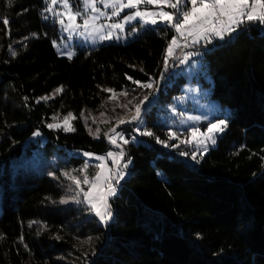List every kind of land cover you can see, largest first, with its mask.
<instances>
[{
    "label": "trees",
    "instance_id": "16d2710c",
    "mask_svg": "<svg viewBox=\"0 0 264 264\" xmlns=\"http://www.w3.org/2000/svg\"><path fill=\"white\" fill-rule=\"evenodd\" d=\"M44 7L43 0H0V20L10 21L8 29L0 22V264H264V25L244 24L202 47L212 98L229 117L199 163L194 146L180 143L188 133L168 140L158 106L145 127L154 136L133 141L130 129L117 128L130 140L122 148L131 162L105 225L86 204L60 203L77 191L62 173L82 179L87 161L72 153L112 149L104 133L154 93L133 81L161 75L174 31L148 28L126 45L81 48L69 60L53 47L57 26L44 20ZM160 95L157 105L166 102L164 88ZM68 112L76 131L46 126ZM97 127L99 139L88 132ZM95 171L88 165L89 176Z\"/></svg>",
    "mask_w": 264,
    "mask_h": 264
},
{
    "label": "snow or ice",
    "instance_id": "6c2138e0",
    "mask_svg": "<svg viewBox=\"0 0 264 264\" xmlns=\"http://www.w3.org/2000/svg\"><path fill=\"white\" fill-rule=\"evenodd\" d=\"M103 6V9H111L110 13L102 10L101 7L97 6V3ZM45 7L43 13H50L55 17V23L60 26L61 34H67V37L61 43L64 46V51H61V46L58 45L56 40L52 41L53 47L57 48V52L60 55H66L69 60L73 58L75 53L70 48V41L74 35L79 36H92L98 37L99 41L111 40L113 38L119 39L120 36L114 37V30L123 32L125 24L131 23L134 20H139L141 25L151 24L157 25L158 23L166 24L169 28L173 29L176 33L169 40L164 53V67L165 70L168 68L169 60L174 56L177 48L181 47V40L184 42V47H190L199 44L202 40L211 43L212 39L219 38L223 40L225 35H231L236 32L237 29L245 23H259L264 25V0H83V12L79 9L74 10L70 0H43ZM11 4V0H9ZM60 5L62 10H57L55 6ZM141 5L156 6L158 11L151 10H140ZM170 8L172 11H165L164 8ZM125 9L134 10L128 15L123 16L120 20L100 24L98 21L101 18H105L106 21H112L115 17H120L121 12ZM44 19H48V16H43ZM82 19V22H78ZM8 29L10 21L8 18L0 20ZM82 30V31H81ZM136 28L132 29L135 33ZM9 34V32H6ZM27 39V37L25 38ZM11 55L15 57L17 55L15 50H12L11 45L9 46ZM195 53H185L184 59L180 62L184 63L189 57ZM143 71V69H140ZM132 79V77H128ZM140 87L152 88V82L141 83L140 81H133ZM97 87H100L99 85ZM55 93H61L63 86L57 87ZM102 91L112 93L109 99H114L116 93L111 88H104ZM121 95H127L122 93ZM50 97H42L41 99H48ZM27 99V98H25ZM39 102V101H37ZM131 103V101H129ZM123 108H128V105H122ZM152 107V102L149 101V96L145 95L134 106V113L130 118L121 117L117 121V126L111 128L108 132L104 133L105 137L108 138L109 143L120 149L118 152L108 151L105 155H95L93 153L85 152L84 156L92 158L93 156L98 163L95 171L91 176L87 174L88 164L85 163L84 167L80 172H84L83 178L81 179L79 174L72 175L70 172L65 171L62 175L70 180L75 185L76 194L72 199L77 203L82 201L76 199V197L83 194V202H86L96 217L99 218L102 224H107L112 217L111 206L109 204V198L116 194V186L119 181L126 175L125 169L131 162L128 160L121 166V161L125 157L122 145L118 143V139L123 142L124 145L130 143L129 139H126L124 134L117 131V127L123 124H135L136 127L133 129L134 132L144 136H154L151 130L145 128L141 131V127L144 125L145 115L149 112ZM103 115V113H101ZM83 116V113H81ZM57 117H53L56 120ZM77 119L72 112H68L62 119L57 123H49L46 126L49 129H59L64 132H74L76 129L73 127L71 121ZM195 119L199 120V117ZM95 122V121H93ZM228 126L227 119H217L214 122H209L205 130L201 131L198 127H192L189 130V137L181 140L180 143L186 145L196 144L199 149H203V152L208 150L209 144L214 145L216 143V135L222 133ZM87 127V124H86ZM89 135H93L94 138L99 139L100 129L97 127L95 133L91 128H88ZM33 137L40 136L39 130L33 132ZM135 140V137L132 138ZM158 144H162L165 147H179V145H169L167 140H161L159 137H155ZM179 139V136L175 132L168 133V140ZM182 156H188L189 153L186 151L180 152ZM202 155V153H201ZM191 159L199 163L197 159V152L191 153ZM107 160H111L112 165L116 168L113 171L112 167H108L105 163ZM115 181V182H113ZM87 185V191L82 187ZM69 201L67 199H61V204H66ZM36 223V222H32ZM29 224V227L32 226ZM59 237H57L58 239ZM0 239H3V235L0 234ZM23 241V236L20 237Z\"/></svg>",
    "mask_w": 264,
    "mask_h": 264
},
{
    "label": "rangeland",
    "instance_id": "374dc122",
    "mask_svg": "<svg viewBox=\"0 0 264 264\" xmlns=\"http://www.w3.org/2000/svg\"><path fill=\"white\" fill-rule=\"evenodd\" d=\"M70 3L72 4L74 10L79 9L80 11L83 12V0H70ZM97 6L101 7L102 10H104L105 12L110 13L111 11V9H103V6L99 4V2L97 3ZM55 7L57 10H62L60 5H57ZM140 10L158 11L159 9L156 6L141 5ZM164 10L172 11V9L167 8V7H165ZM132 11L134 10L125 9L123 12H121L120 17H115L113 18L112 21H106L105 18L102 17L101 20L98 21V23L105 24V23H111V22L118 21L123 16L128 15ZM45 15L48 16V19H44V20L49 21L57 26V37L55 40L57 41L58 45L61 46V51H64V46L61 42L66 39L67 34L66 33L63 35L61 34L60 26L57 23H55V17L52 14L44 13V16ZM78 22H82V19ZM255 24H258V23H255ZM156 27H168V26L163 23H158L157 25H151V24L141 25V23L137 19V20L132 21L131 23L125 24V28L123 32L114 30V37L116 35H119L120 36L119 39L113 38L111 40H106V41L101 42L98 40V37L95 35H92V36L74 35L73 39L70 41V48L68 50H71L75 53V55L73 56L74 58L77 55L78 50L81 48H98L103 45H110V44L126 45L130 43L131 41L135 40L137 37H139V35L141 34L143 30L148 29V28L155 29ZM133 28L137 29L135 33L132 32ZM239 28L237 29L236 32L232 33L231 35H225V38L223 40L219 38L212 39L211 43H207L202 40L197 45H193L190 47H184L183 46L184 42L181 40V47L176 49L174 56L169 60L167 70L164 69L161 75L157 79H153L151 81L153 85L152 88H146L148 90L149 89L154 90L153 91L154 93L152 92L153 94L149 95V101L152 102V107L149 109V112L151 111V109L158 106V109H157L158 110V121L164 124V126H166L167 128H169L171 132H175L178 134V136H181L182 134H187V133L189 134V130L192 127H198L201 129V131H203L206 129L207 124L209 122H214L217 119H227L228 120L229 111L227 109H222V107L218 104V102L212 98V90H211V86L209 85V84H212V81L210 77L206 75V69L204 68L205 64L202 60L203 55H204V49L202 47L213 45L217 41L223 42L226 39H230L234 34L238 32ZM175 34L176 33L174 32V35ZM55 50L57 52L56 47H55ZM188 52H193L195 54L189 57L184 63H181L180 61L184 59L185 53H188ZM58 55L60 57L67 58L66 55H60V54ZM164 76H166L168 80L164 82L165 87L162 84ZM163 88L166 94V98H165L166 102L161 103L160 105H157L158 100L161 96L160 93ZM171 89L172 90L174 89L175 91L174 94H170ZM168 94H170V96H168ZM131 113H134V106L132 107L131 111L125 114L123 117H126L127 115ZM148 113L144 117L145 123L141 127V131H143L144 128L146 127ZM196 117H199L200 119L197 120L195 119ZM57 122H60V121H56V123ZM120 127H126V130L128 129L131 130V133L133 134L132 137H135V140L133 141H136L137 138L142 136L139 133L134 132L130 125L128 126V125L123 124V125H119V127L117 128H120ZM226 130L227 128L222 133H219L216 135V143L214 145L209 144L208 150L206 152H208L212 148L217 147V143L224 136ZM120 132H122L125 138L127 139L126 134L123 131H120ZM109 135H112V133ZM117 139H118V143L123 145V142L120 141L119 138ZM110 145L112 148L111 151L113 152L120 151V149L116 148L112 144ZM192 146H194V149L197 152V155L201 153L202 154L206 153V152H203L202 148L198 150V146L196 144H193ZM84 153L85 152L81 151V152H75L72 154L77 157L85 158L88 165H97L98 163H100L99 161L95 159L94 156L92 158H89V157L84 156ZM69 156L70 155H68L67 157ZM105 163L107 164L108 167H112L113 171L116 170V168L112 165L111 160H107ZM120 163L122 166L123 163H125L124 159ZM125 172H126V175L124 176L123 179L119 181V184L116 186V194L109 198V204H110V201L118 194L119 185L129 177V172L127 171V169H125ZM85 186L87 187V185L82 184L83 188ZM84 190L87 191V189L85 188ZM76 199H79L82 202L77 204L71 198V199H68L69 202L66 204H77V205L86 204L87 205L86 202H83V198L82 199L76 198ZM91 213H92V216L100 222L99 218L96 217L92 211Z\"/></svg>",
    "mask_w": 264,
    "mask_h": 264
},
{
    "label": "built area",
    "instance_id": "2783aa9c",
    "mask_svg": "<svg viewBox=\"0 0 264 264\" xmlns=\"http://www.w3.org/2000/svg\"><path fill=\"white\" fill-rule=\"evenodd\" d=\"M124 125H128V126L130 125L132 127V129H134L136 127L135 124H124Z\"/></svg>",
    "mask_w": 264,
    "mask_h": 264
},
{
    "label": "bare ground",
    "instance_id": "6f19581e",
    "mask_svg": "<svg viewBox=\"0 0 264 264\" xmlns=\"http://www.w3.org/2000/svg\"><path fill=\"white\" fill-rule=\"evenodd\" d=\"M132 114H133V113H131V114L127 115L125 118H130V116H131Z\"/></svg>",
    "mask_w": 264,
    "mask_h": 264
}]
</instances>
